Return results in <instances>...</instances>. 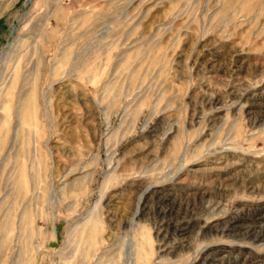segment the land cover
Returning a JSON list of instances; mask_svg holds the SVG:
<instances>
[{"label": "rangeland", "instance_id": "374dc122", "mask_svg": "<svg viewBox=\"0 0 264 264\" xmlns=\"http://www.w3.org/2000/svg\"><path fill=\"white\" fill-rule=\"evenodd\" d=\"M0 264H264V0H0Z\"/></svg>", "mask_w": 264, "mask_h": 264}, {"label": "bare ground", "instance_id": "6f19581e", "mask_svg": "<svg viewBox=\"0 0 264 264\" xmlns=\"http://www.w3.org/2000/svg\"><path fill=\"white\" fill-rule=\"evenodd\" d=\"M256 236V235H255Z\"/></svg>", "mask_w": 264, "mask_h": 264}]
</instances>
